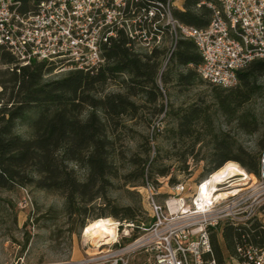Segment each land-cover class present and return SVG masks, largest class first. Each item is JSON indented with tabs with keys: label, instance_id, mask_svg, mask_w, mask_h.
<instances>
[{
	"label": "trees",
	"instance_id": "16d2710c",
	"mask_svg": "<svg viewBox=\"0 0 264 264\" xmlns=\"http://www.w3.org/2000/svg\"><path fill=\"white\" fill-rule=\"evenodd\" d=\"M200 1L185 0L184 8L176 10L175 15L186 24L206 26L212 10L206 5L198 7ZM161 54V49L139 54L130 46L128 38L120 34L105 49V62L98 68L74 71L62 78L46 81L45 72L54 70L53 64L34 61L29 65H18L14 55L0 45V66H8L5 70L0 68V83L3 85L0 90V188L29 185L57 192L65 198L69 216H82L83 224L92 216V203L98 198H104L110 204L106 188L112 185V178L120 177L119 162L127 157L117 147L116 131L125 125L122 118H134L143 109L135 97L143 93L151 98L162 96L157 83ZM174 59L179 65L191 67L188 74L178 75L180 82L189 80L202 61L195 43L186 39L178 41L171 61ZM121 75L127 77L121 82L125 89L123 92L99 96L109 82ZM261 76H264V59L253 61L239 72L238 85L243 87L242 90L231 91L226 96L218 95L226 114H232V110L258 91ZM160 77L163 83L170 81L166 71H162ZM163 109L161 105L159 111ZM200 112V108L195 107L178 116L179 136H192L194 131L199 132L193 144L203 141L201 129L213 127L209 119L200 120ZM242 123L239 126L247 129ZM23 125L29 129L27 135L17 131ZM230 138L223 131L216 134L214 149L208 156L209 173L212 175L230 160H236L251 174L259 175L260 162L258 166L256 158L242 147L233 153L234 142ZM131 161L138 164L136 157ZM78 168L84 171L83 175L79 174ZM133 174L138 179L145 175L143 169H137L124 177L129 179ZM148 181L146 178L144 185ZM110 213L130 220L135 229L143 227L130 206L112 205ZM104 215L101 212L92 216L97 219L89 223L109 218ZM222 237L227 251L240 257L237 250L240 245L253 243L264 247V224L259 220L239 225L227 223ZM211 244L218 263L225 264L223 249L214 231ZM205 257H210V254H205Z\"/></svg>",
	"mask_w": 264,
	"mask_h": 264
},
{
	"label": "rangeland",
	"instance_id": "374dc122",
	"mask_svg": "<svg viewBox=\"0 0 264 264\" xmlns=\"http://www.w3.org/2000/svg\"><path fill=\"white\" fill-rule=\"evenodd\" d=\"M184 2L185 0H177L180 8L175 11L182 9ZM177 43L169 33L164 36L161 44L153 48L140 42H130V46L139 54H150L154 49L162 50L157 80L162 96L151 98L143 93L135 97L134 100L143 109L134 118H122L125 125L116 131L117 147L127 157L119 162L120 177L112 178V185L106 188L110 204L100 197L92 203L94 208L90 211L92 216L103 212V217L112 219L115 225L114 238L106 243H93V239L87 235L93 231L92 227L103 225L104 219L89 223L97 219L89 216L83 224L82 216H69L66 212V200L57 192L29 185L0 188V264H74L76 260L93 258L99 254H107V260L120 258L118 264H125L121 258L127 264H150L155 252L147 251L146 247L131 246L145 231L130 227V220L111 215L112 205L130 206L141 225L147 227L153 223V217L146 193L142 189L146 178L159 188V200L175 193L174 186L179 182L187 183L188 191L185 195L194 198L200 191L199 185L210 178L208 156L214 149L213 141L220 131L230 135L234 142L233 153L242 147L256 158L259 166L260 155L264 150V76L258 80V91L232 110V114H226L218 95L226 96L243 87L238 85L224 88L213 85L202 79L197 71L189 80L180 82L178 75L188 74L191 67L179 65L175 59L171 61ZM0 68L5 70L8 66L2 65ZM162 71H166L170 81L162 82ZM64 76L66 75L50 69L45 72L44 80ZM126 78V75H121L109 82L99 96L123 92L125 89L121 82ZM2 89L3 85L0 83V90ZM161 105L164 109L160 112ZM195 107L201 110L200 120L209 119L213 122V127L205 126L201 129L204 132L203 141L193 144L199 132L194 131L192 136H179L178 116ZM242 122L247 129L239 126ZM188 130L191 132V128ZM17 131L25 135L29 133L25 125L18 127ZM134 157L138 164L131 161ZM230 161L238 163L245 173L241 177H232L222 182L218 188L239 189L245 195L258 190L261 218L264 219V181L259 175L248 172L240 162ZM137 169H143V179H138L134 174L129 179L124 177ZM78 171L83 175L82 169L78 168ZM188 202H191L190 199ZM215 233L220 240L226 262L230 257L223 245L220 228Z\"/></svg>",
	"mask_w": 264,
	"mask_h": 264
},
{
	"label": "built area",
	"instance_id": "2783aa9c",
	"mask_svg": "<svg viewBox=\"0 0 264 264\" xmlns=\"http://www.w3.org/2000/svg\"><path fill=\"white\" fill-rule=\"evenodd\" d=\"M202 5L212 14L209 24L198 27L175 15L180 8L177 0H0V45L18 65L45 61L54 65L55 73L66 75L101 66L105 49L120 34L129 42L153 48L169 33L175 44L179 39L195 43L202 57L197 66L202 79L235 87L241 70L264 59V0H201L198 7ZM259 177L264 181V150ZM142 189L153 223L142 227L145 234L131 246L155 252L150 264H219L212 251L213 231L227 223L259 220L264 224L258 190L203 202L198 194L192 199L185 195L186 182L177 183L175 193L161 200L159 188L150 181ZM237 250L240 257L230 256L225 264H264V247L246 243ZM106 257L101 264L119 263L120 258Z\"/></svg>",
	"mask_w": 264,
	"mask_h": 264
},
{
	"label": "bare ground",
	"instance_id": "6f19581e",
	"mask_svg": "<svg viewBox=\"0 0 264 264\" xmlns=\"http://www.w3.org/2000/svg\"><path fill=\"white\" fill-rule=\"evenodd\" d=\"M244 170L238 163L230 161L226 163L221 169L213 173L202 186L199 187L200 191L197 193L203 202L207 200H214L233 196L239 193V189L221 190L218 185L228 179L236 176H243ZM188 211V209H186ZM105 223L100 226L92 227L93 231L87 236L93 239V243L100 244L111 241L114 238V227L111 218H105Z\"/></svg>",
	"mask_w": 264,
	"mask_h": 264
},
{
	"label": "crops",
	"instance_id": "0c3cea01",
	"mask_svg": "<svg viewBox=\"0 0 264 264\" xmlns=\"http://www.w3.org/2000/svg\"><path fill=\"white\" fill-rule=\"evenodd\" d=\"M223 228H224V226H221L220 227V231H221V239H223V237H222V230H223ZM223 245L225 246V243H224V239H223ZM225 249H226V246H225ZM227 250V249H226ZM228 252V251H227ZM105 256H107V254H99L98 256H94L93 257V260L90 262V263H88V264H101V263H105L106 261L105 260H103V258H105ZM228 256L230 257V256H232L229 252H228ZM233 257H236V256H233ZM80 260H82V259H80ZM80 260H76V261H74V264H76L78 261H80Z\"/></svg>",
	"mask_w": 264,
	"mask_h": 264
}]
</instances>
